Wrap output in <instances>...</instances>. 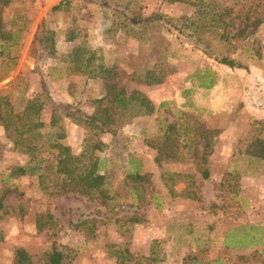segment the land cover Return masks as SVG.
I'll use <instances>...</instances> for the list:
<instances>
[{
  "label": "rangeland",
  "instance_id": "obj_1",
  "mask_svg": "<svg viewBox=\"0 0 264 264\" xmlns=\"http://www.w3.org/2000/svg\"><path fill=\"white\" fill-rule=\"evenodd\" d=\"M59 1L67 4L51 10ZM122 8L139 17L133 32L125 30ZM222 10L229 35L238 33L230 41L219 38ZM0 16L20 42L5 50L14 63L0 57V100L21 110L37 99L45 125L54 111L65 132L61 142L74 153L87 130L64 114H91L104 91L100 78L66 73L60 57L74 46L115 65L114 80L143 92L156 108L124 124L119 135L101 136L112 197L104 202L55 194L36 175L7 179L27 157L0 125V193L10 189L0 210V264H13L17 248L42 263L53 242L69 264H264V0H11L0 5ZM50 44L53 54L43 47ZM224 55L241 67L216 60ZM158 65L167 68L159 84L130 76ZM170 123L178 159L157 164L151 143L163 139ZM205 130L210 149L199 166L208 168L207 178L198 168L204 139L196 134ZM135 170L147 175L141 187L126 176ZM189 181L198 199L179 193ZM48 215L51 226L38 231L37 220Z\"/></svg>",
  "mask_w": 264,
  "mask_h": 264
},
{
  "label": "trees",
  "instance_id": "obj_2",
  "mask_svg": "<svg viewBox=\"0 0 264 264\" xmlns=\"http://www.w3.org/2000/svg\"><path fill=\"white\" fill-rule=\"evenodd\" d=\"M180 1L186 2L190 0ZM9 3H11V0H0L1 6ZM66 4V1H59L52 5L51 10H58ZM117 12L123 15L125 20L129 22L130 26L125 27V30L133 32L137 23H140L138 21L139 17L129 16L125 8ZM224 13L226 14V11L222 10L217 15L221 31L219 38L223 41H230L231 38L238 36V33L229 35L230 31L227 26L230 25L231 21L222 20L221 15ZM156 18L159 25L161 24L170 31L171 27L166 26L168 24L164 20H161L158 16ZM151 20L154 19L151 18ZM2 23L0 16V57L3 58L1 62L11 64L15 62L16 56L10 54L9 51L5 52V50L6 48L18 46L20 42L16 30L12 32L11 29L4 28ZM193 23L191 21L190 25H186L184 28L191 27ZM199 37L193 38L194 41L196 43H204V40ZM72 39L73 36L68 38V40ZM39 42L43 43V40ZM50 45V48L49 46L43 47L53 54V45ZM204 45L208 47L207 43ZM215 57L218 62L229 67H241L240 63L228 56ZM60 58L66 65L65 70L67 74L87 75L91 78H100L104 82L103 95L95 100V107L91 114L81 112H66L64 114L73 123L82 125L87 130L82 150L79 153H74L68 145L61 142L65 136V132L59 122L60 119L56 117L54 111L51 113L48 125H45L40 119L41 103L37 99L27 100L26 105L21 110H14L7 100L3 102L0 100V125L3 127L7 138L12 142L13 147L27 157L24 164L12 167L7 174V179H10L12 175H36L39 185L42 188L50 185L52 192L55 194L78 193L88 197H96L104 202L112 197L107 187L109 172L106 166V159L100 156V152L108 145L101 140V136L103 134H110L111 136L119 135L120 128L124 124L130 123L141 116H150L156 111V108L143 92L137 89L127 90L123 85L119 84V81L114 80L116 76L115 65L106 64L103 59L99 56L97 57L94 50L77 45L69 52L61 54ZM166 69L165 65H158L143 69L137 73L133 72L130 76L142 84L156 85L164 80ZM1 70L0 65V78L3 77ZM44 127H47L46 131H42ZM207 133L209 131L206 130L196 133L204 139V144L198 158V168L203 178H207L209 175L207 167L203 165L199 166L200 161L202 163L206 161V156L210 149ZM173 134L174 125L171 123L167 124L163 139L158 143H151V146L156 151L154 160L157 164H161L165 159H178L177 153L179 147ZM198 152L199 150H195V154L198 155ZM166 174L171 176L169 179H172V176L178 175L172 173ZM126 176L136 183L138 187H141L142 183L147 179V175L141 174L138 170L128 171ZM193 184L191 181L187 182L184 188L179 190V193L189 198L198 199L196 192L191 188ZM9 191V188H4L0 193V210L4 208L3 200ZM170 191L173 193V187L170 188ZM48 219L47 221L37 220L36 226L38 231H41L46 225L48 227L51 226L52 217L48 215ZM231 240L234 242L233 245H235L236 240H239V238L235 237L231 238ZM252 240H256V237L247 236L245 239V241ZM122 260L120 259L116 264H123ZM13 264L69 263L65 260L63 250L53 242L48 257L44 262H34L31 255L25 249L17 248L14 252Z\"/></svg>",
  "mask_w": 264,
  "mask_h": 264
}]
</instances>
